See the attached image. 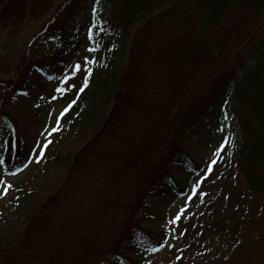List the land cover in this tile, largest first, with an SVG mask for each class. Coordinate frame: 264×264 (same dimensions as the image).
<instances>
[{
  "label": "trees",
  "instance_id": "16d2710c",
  "mask_svg": "<svg viewBox=\"0 0 264 264\" xmlns=\"http://www.w3.org/2000/svg\"><path fill=\"white\" fill-rule=\"evenodd\" d=\"M54 1L2 0L0 19L15 24L45 14ZM83 1L56 4L42 27L41 40L53 41L59 33L60 48L65 44L75 51L83 29L75 15ZM90 11L92 26L105 39L106 60L127 52L124 66L110 67V83H104L110 109L95 135L68 163L63 183L28 214L20 236L14 238L17 244L8 248L1 239L0 264L27 259L17 252L19 243L33 252L46 250L41 246L54 224L58 218L61 226L64 222L58 207L51 206L60 204L61 192L84 163L101 155L113 188L98 203L106 211H124L114 222L111 261L122 250L159 249L161 241L135 229L132 219L144 209L148 196L180 188L171 175L173 167L190 172L198 168L182 145L183 137L209 116L230 141L226 145L233 170L251 193L264 195V30L249 40L264 18V0H91ZM44 63L45 77L55 76L54 65H66L62 55L54 53ZM217 104L223 109L214 115ZM8 124L7 117L0 116V146L6 144V164L0 172L15 174L16 166L33 152L26 141H8ZM76 246L70 243L68 248Z\"/></svg>",
  "mask_w": 264,
  "mask_h": 264
},
{
  "label": "rangeland",
  "instance_id": "374dc122",
  "mask_svg": "<svg viewBox=\"0 0 264 264\" xmlns=\"http://www.w3.org/2000/svg\"><path fill=\"white\" fill-rule=\"evenodd\" d=\"M62 1L55 0L45 14L15 24L0 19V116L7 117L9 122L5 133L8 141H26L33 152L25 164L16 166L20 169L16 174L0 172V179L12 185L7 194L0 195V241H7L8 248L17 244L14 238L23 229L28 214L59 188L74 154L103 123L111 105L105 101L104 83L109 84L111 80L107 73L110 67L118 70L124 66L127 59L126 50L122 53L114 50L117 53L107 61L103 49L105 39L94 28L93 39H88L86 30L92 27L91 0H84L75 15V22L83 28L75 51L65 44L60 48L59 33L53 36V41L47 37L41 40L42 27L55 13V5ZM257 23L249 40L264 30V18ZM90 47L95 52H88ZM52 53L61 54L66 65H54V79L48 80L43 75L44 61ZM85 56L95 61L89 64L91 73L77 72L68 81L75 87L63 94L57 93L56 87L64 86L58 83L61 74L74 63H83ZM85 76L86 86L83 85ZM81 86L84 90L77 96ZM73 99L76 103L60 117L57 126L55 121L60 111ZM217 109L223 108L215 105L214 115ZM53 127H59V131L52 132ZM128 132L135 133L131 129ZM189 132L184 133L182 145L198 168L190 172L173 167L171 175L180 188L148 196L144 209L132 219L135 229L161 241L163 246L159 249L122 250L111 261L109 249L116 232L114 222L122 219L124 211L122 208L106 211L98 203L105 191L113 188L105 177V155H101L97 161L90 159L84 163L69 187L61 192L60 204L51 206L58 207L64 222L61 226L58 218L57 225L54 224L41 246L46 245V250L33 252L19 243L17 252L27 259H17L13 264H112L115 261L123 264H264V195L251 193L245 187L233 170L234 160L228 145L213 155L225 137L220 126L215 125L214 116L198 123L193 133ZM0 149V154L5 155L4 142ZM33 149L42 150L39 161L32 159L38 155ZM197 182V193L204 195H192L181 219L169 223ZM70 243L77 246L70 250ZM46 253L48 257L43 256Z\"/></svg>",
  "mask_w": 264,
  "mask_h": 264
},
{
  "label": "snow or ice",
  "instance_id": "6c2138e0",
  "mask_svg": "<svg viewBox=\"0 0 264 264\" xmlns=\"http://www.w3.org/2000/svg\"><path fill=\"white\" fill-rule=\"evenodd\" d=\"M98 2V0H97ZM97 11L96 7L92 8V12L95 13ZM95 27V25H93L92 27L87 28V34H88V39L91 40L93 39V28ZM88 52H95V48H88L87 49ZM90 63H95V61L90 60L89 56H85L83 58V63L81 62H76L73 65L69 66L68 70L63 72L61 74V76L58 79V83L59 85H64L63 87L61 86H57L55 91L57 93H65L67 92V90L69 88L75 87V85L68 83V81H70L71 77L73 75H75L77 72H80L81 70L87 72V73H91V67L89 66ZM48 80H52L54 79L53 76L49 75L47 76ZM83 85H87V76L84 77V81H83ZM84 87L81 86L78 90V92L76 93V95L78 96L80 92H83ZM26 95V93H25ZM53 99H55V97H53ZM76 103V100H70L68 102V104L60 111L59 116L57 117L55 124L58 126L60 124V117H63L65 113H67L69 111V109L72 108V106ZM52 132H56L59 131V127H53ZM47 143H51V141H47ZM47 143L44 145L45 147L47 146ZM226 144H230V141L228 139V137H224L223 142L221 144L218 145L216 152L213 155H218L220 153L221 150L224 149ZM12 148H16V144L15 142H12L11 144ZM34 152L38 153V155L33 156L32 159L39 161L40 157L43 155L42 150L40 149H33ZM0 152H2V149H0ZM212 163H215V160L212 161ZM6 164L5 158L2 154H0V166H4ZM208 170H211V164H209L208 166ZM20 169L17 168L16 172H19ZM0 185H3L2 190H0V195H5L8 193L9 189L12 187V185L7 184L3 179H0ZM199 184L198 182L193 184L192 188L190 189V193L191 195L187 196L185 199V203L179 208L178 212L172 217V219L169 221V223H175L176 221L181 219V215L185 214V210L187 208V201L192 199V195H197V196H202L204 195L203 193H197V188H198ZM182 234V233H181ZM163 246V245H161ZM171 247V245H169ZM157 249L153 248L152 251H156Z\"/></svg>",
  "mask_w": 264,
  "mask_h": 264
}]
</instances>
